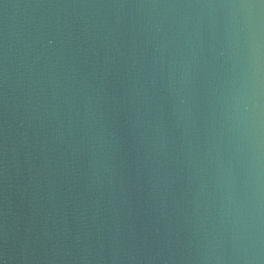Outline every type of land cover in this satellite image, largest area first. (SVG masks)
I'll return each mask as SVG.
<instances>
[{
    "label": "water",
    "instance_id": "obj_1",
    "mask_svg": "<svg viewBox=\"0 0 264 264\" xmlns=\"http://www.w3.org/2000/svg\"><path fill=\"white\" fill-rule=\"evenodd\" d=\"M260 4L0 0V264H264Z\"/></svg>",
    "mask_w": 264,
    "mask_h": 264
},
{
    "label": "clouds",
    "instance_id": "obj_2",
    "mask_svg": "<svg viewBox=\"0 0 264 264\" xmlns=\"http://www.w3.org/2000/svg\"><path fill=\"white\" fill-rule=\"evenodd\" d=\"M232 7H240V8H247V9H253V8L260 9V8H264V3H261L260 5H233ZM56 39H57L56 36H52L49 39L48 43L53 44L55 43Z\"/></svg>",
    "mask_w": 264,
    "mask_h": 264
},
{
    "label": "snow or ice",
    "instance_id": "obj_3",
    "mask_svg": "<svg viewBox=\"0 0 264 264\" xmlns=\"http://www.w3.org/2000/svg\"><path fill=\"white\" fill-rule=\"evenodd\" d=\"M261 3H264V0H261Z\"/></svg>",
    "mask_w": 264,
    "mask_h": 264
}]
</instances>
